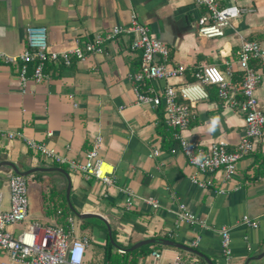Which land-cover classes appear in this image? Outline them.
Returning <instances> with one entry per match:
<instances>
[{
	"label": "crops",
	"instance_id": "0c3cea01",
	"mask_svg": "<svg viewBox=\"0 0 264 264\" xmlns=\"http://www.w3.org/2000/svg\"><path fill=\"white\" fill-rule=\"evenodd\" d=\"M219 2L253 11L236 18L222 37L204 38L197 33L196 26L203 9L194 0H0V53L18 56L25 48L26 30L31 26L44 28L49 51L69 50L75 41L82 45L95 34L114 26H126L134 12L148 26L151 36L167 46L169 66H183L189 76L205 65H214L224 72L223 62H234L241 40L254 41L264 48V0ZM139 61V53L130 49V38L121 35L107 40L102 54L74 60L71 66L48 63L47 79L28 84L25 93L19 90L17 66L0 65L1 132L20 131L80 163L92 139L100 134L103 138L100 157L112 167L115 179L112 186L87 180L70 173L65 165L36 156L21 140L0 136V164L12 163L22 172L32 170L25 177L28 182L40 185V196H45L46 210L41 199L40 208L27 210L28 221L56 225L53 209L62 203V195L68 206L65 192L69 182L72 208L77 213L98 214L104 218L120 247L129 248L145 239L169 240L203 256L154 243L149 244L151 252L140 257L136 264H171L176 258L204 263L205 258L211 264H264V256L250 259L264 252V171L261 169L264 139L255 141L254 151L239 161L237 174L231 181L222 182L220 171L215 174L224 194L197 187L190 176L197 175L200 179L202 176L188 165L182 154L168 151L172 143L162 125L161 110L134 103L127 77L138 69ZM233 70L231 78L241 80L235 63ZM187 80L184 74L169 82ZM164 84V81L154 83L157 87ZM206 90L208 99L190 108L189 124L183 134L203 146L223 138L231 149L242 136L243 116L211 94L213 89L206 87ZM254 95L264 110V77ZM155 147H159L160 153L149 158V152ZM3 164L0 165L1 207L6 209L7 178L12 169ZM55 168L63 169L67 176ZM119 187L134 191L135 199L128 212L123 209L124 196ZM146 198L156 200L159 208L145 204ZM180 203L210 229L176 224L175 211ZM71 214L75 234L86 235L88 229L82 231L80 224L88 219L80 220ZM244 215L256 218L257 228L240 225ZM223 226L230 228L228 259L222 256L217 233ZM23 228L24 224H17L9 230L17 233ZM106 236L107 229L88 236L83 264H100ZM155 236L168 239H155ZM197 237L198 244L192 247ZM92 242L100 248L99 253L90 251ZM153 251L161 255L157 263L150 256ZM6 257L0 250V262Z\"/></svg>",
	"mask_w": 264,
	"mask_h": 264
},
{
	"label": "built area",
	"instance_id": "2783aa9c",
	"mask_svg": "<svg viewBox=\"0 0 264 264\" xmlns=\"http://www.w3.org/2000/svg\"><path fill=\"white\" fill-rule=\"evenodd\" d=\"M196 6L203 9L198 17L197 33L204 38L222 37L226 28L241 14L253 10L239 8L236 5H223L219 0H194ZM125 35L130 38V49L139 53L138 69L128 74V81L134 95L136 105H149L162 112V125L168 132L172 143L169 153L179 152L188 165L202 176H190L197 187L212 189L216 194H224L225 190L216 182L215 174L222 173V182L231 181L237 174L239 161L254 151V143L264 139V110L254 95L258 84L264 77V48L258 43L241 40L235 50V60L224 61V72L214 65H205L190 73L192 81L170 83L169 80L182 77L186 69L183 66H169V50L167 46L153 38L148 26L132 12L126 26H114L82 45L75 41L73 48L61 52L49 51L45 40V30L40 27H28L26 44L18 56L0 53V65L17 66L19 90L26 92L28 84H38L47 79L45 67L48 63L71 66L74 60L85 59L92 54H102L103 45L107 40ZM241 72L240 84L232 80L233 64ZM156 81H164L162 87L154 85ZM206 87H212L217 97L229 108L238 111L244 120L242 136L233 148L223 138H218L209 145L203 146L188 139L183 132L187 129L190 119V108L195 103L208 99ZM0 136L9 140H21L26 148L43 160L57 165H65L70 173L83 178L96 180L103 185H115L113 169L100 157L103 138L97 134L91 147L84 154L82 163L60 155L55 149L49 148L44 142L24 136L20 131L1 132ZM50 136V133L47 134ZM160 153L159 147L149 152L152 158ZM8 207L3 209L2 192L0 191V250L6 259L0 264H83L89 239L86 235L75 234V223L72 217L67 218V228L56 225H43L38 221H28V188L27 179L10 172L7 178ZM124 196V211H129L135 199L130 188L119 187ZM153 209L159 208L156 200L143 199ZM264 215V214H263ZM175 223L210 229L203 220L191 214L183 203L178 204L175 211ZM24 224V228L12 233L9 228ZM240 225L246 228H257L256 218L242 216ZM222 256L228 259L231 255L230 228L223 226L217 230ZM198 244V237L191 243ZM118 252H122L117 250ZM157 263L161 255L157 251L150 254ZM171 264H205L198 261H186L176 258Z\"/></svg>",
	"mask_w": 264,
	"mask_h": 264
},
{
	"label": "trees",
	"instance_id": "16d2710c",
	"mask_svg": "<svg viewBox=\"0 0 264 264\" xmlns=\"http://www.w3.org/2000/svg\"><path fill=\"white\" fill-rule=\"evenodd\" d=\"M185 74H186V77L188 78L187 81H192V78L189 76V73L185 72ZM232 80L236 82L237 85L240 84V79L236 80L233 78ZM210 88L213 89V92L211 94L216 95L215 89L212 87ZM261 169L264 171V157L262 158ZM41 199H42L43 209L45 208L46 210L45 196L41 195ZM53 212L55 213V217H56V226H60L63 229H66L68 225L67 218L71 216L72 214L68 206L66 205L64 195H62V203L54 207ZM45 213H47V211ZM88 227L89 226L86 220L81 221L80 229L82 231L87 230ZM104 230L106 231L105 227H104ZM111 236H112L113 241L115 242L113 231H111ZM155 239H168V238L166 236H162V237L155 236ZM149 247H150L149 245H146L136 250H133L131 252H118L117 250L113 248L112 244L108 240V237L106 236L105 241L103 245L101 246L102 258H101L100 264H136L140 257L146 256L151 252V249ZM198 262L204 263L202 260H199Z\"/></svg>",
	"mask_w": 264,
	"mask_h": 264
},
{
	"label": "water",
	"instance_id": "95a60500",
	"mask_svg": "<svg viewBox=\"0 0 264 264\" xmlns=\"http://www.w3.org/2000/svg\"><path fill=\"white\" fill-rule=\"evenodd\" d=\"M3 163H6L7 166H9L11 169H12V172L15 173V174H18V175H21L23 177L27 176L29 173L32 172V170H29V171H26V172H22L18 169V167L12 163H9V162H1L0 165H5ZM54 170L56 171H59L61 173H63L65 176H67L66 172L61 169V168H55ZM34 171V170H33ZM69 189H70V183L68 182L67 184V187H66V192H65V198H66V201H67V204H68V207L69 209L71 210V212L73 213V215L80 219V220H83V219H91V218H95V219H98V220H101L105 226H106V229H107V235H108V240L110 241V243L112 244V246L116 249V250H120L122 252H131L135 249H137L138 247H141V246H144V245H149V244H154V243H159L163 246H169V247H174L176 249H179V250H184V251H187V252H190V253H193L195 255H198L199 257H203L200 253H198L197 251L193 250L192 248L190 247H187V246H184L182 244H179V243H176V242H173V241H169V240H154V239H145V240H141L137 243H135L134 245H132L131 247L129 248H122L120 247L119 245H117L113 239H112V236H111V229L109 227V225L106 223V221L104 220V218H102L100 215L98 214H87V213H77L71 206V204L69 203ZM262 256H264V252L263 254H261L260 256L256 257V258H250L251 260H258L260 259ZM205 263L206 264H211L208 260H206L205 258H203Z\"/></svg>",
	"mask_w": 264,
	"mask_h": 264
},
{
	"label": "rangeland",
	"instance_id": "374dc122",
	"mask_svg": "<svg viewBox=\"0 0 264 264\" xmlns=\"http://www.w3.org/2000/svg\"><path fill=\"white\" fill-rule=\"evenodd\" d=\"M40 187H41L40 185L38 186V184H32L27 180V188H28L27 200H28V209L30 212L35 206L40 208V204H41ZM86 222L88 223L89 226L86 232L87 236H92V235L95 236L96 233H98L100 230L105 232L104 230L105 226L100 220L88 219L86 220ZM91 250H94L95 252L98 253L100 252V248L98 247V245L94 244L93 242L90 243V251Z\"/></svg>",
	"mask_w": 264,
	"mask_h": 264
},
{
	"label": "clouds",
	"instance_id": "9594fccd",
	"mask_svg": "<svg viewBox=\"0 0 264 264\" xmlns=\"http://www.w3.org/2000/svg\"><path fill=\"white\" fill-rule=\"evenodd\" d=\"M216 123H217V121L214 120V121H213V125H215ZM210 130H214V128H213V129H210Z\"/></svg>",
	"mask_w": 264,
	"mask_h": 264
}]
</instances>
